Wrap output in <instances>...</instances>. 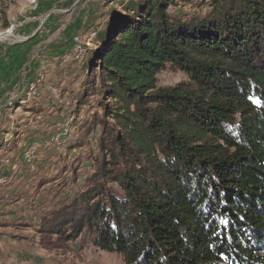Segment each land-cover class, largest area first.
Segmentation results:
<instances>
[{
    "label": "trees",
    "instance_id": "1",
    "mask_svg": "<svg viewBox=\"0 0 264 264\" xmlns=\"http://www.w3.org/2000/svg\"><path fill=\"white\" fill-rule=\"evenodd\" d=\"M177 1L117 0L95 32L77 105L98 97L100 158L39 231L125 264H264V0ZM166 65L187 80L157 87Z\"/></svg>",
    "mask_w": 264,
    "mask_h": 264
},
{
    "label": "rangeland",
    "instance_id": "2",
    "mask_svg": "<svg viewBox=\"0 0 264 264\" xmlns=\"http://www.w3.org/2000/svg\"><path fill=\"white\" fill-rule=\"evenodd\" d=\"M208 1L178 0L169 11L200 15ZM111 8L120 10L117 0H0V264H125L85 230L70 241L39 231L100 158L98 97L77 99ZM156 79L165 87L187 76L166 65Z\"/></svg>",
    "mask_w": 264,
    "mask_h": 264
}]
</instances>
